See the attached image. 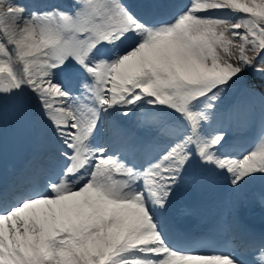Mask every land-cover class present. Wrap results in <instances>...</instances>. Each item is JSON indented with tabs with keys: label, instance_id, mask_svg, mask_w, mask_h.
<instances>
[{
	"label": "snow or ice",
	"instance_id": "6c2138e0",
	"mask_svg": "<svg viewBox=\"0 0 264 264\" xmlns=\"http://www.w3.org/2000/svg\"><path fill=\"white\" fill-rule=\"evenodd\" d=\"M249 75L264 80V0H0V119L31 118L51 147L0 181V264H245L178 246L168 217L189 179L264 196V103L244 110L248 150L225 128ZM137 114L144 138L117 122ZM248 239L264 264V234Z\"/></svg>",
	"mask_w": 264,
	"mask_h": 264
},
{
	"label": "bare ground",
	"instance_id": "6f19581e",
	"mask_svg": "<svg viewBox=\"0 0 264 264\" xmlns=\"http://www.w3.org/2000/svg\"><path fill=\"white\" fill-rule=\"evenodd\" d=\"M263 88H264V87H263ZM183 212H184V211H182V213H183ZM168 218H169V217H168ZM185 221H186V219L183 218L181 223L183 224V223H185ZM168 227H169V223H168Z\"/></svg>",
	"mask_w": 264,
	"mask_h": 264
}]
</instances>
